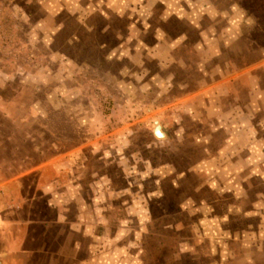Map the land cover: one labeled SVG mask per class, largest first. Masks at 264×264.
<instances>
[{
    "label": "rangeland",
    "instance_id": "rangeland-1",
    "mask_svg": "<svg viewBox=\"0 0 264 264\" xmlns=\"http://www.w3.org/2000/svg\"><path fill=\"white\" fill-rule=\"evenodd\" d=\"M263 62L264 0H0V187L25 176L8 217L48 211L33 189L60 176L69 220L85 224L69 231V260L28 243L39 251L20 264H264V247L205 225L214 192L193 168L207 125L177 108Z\"/></svg>",
    "mask_w": 264,
    "mask_h": 264
},
{
    "label": "crops",
    "instance_id": "crops-1",
    "mask_svg": "<svg viewBox=\"0 0 264 264\" xmlns=\"http://www.w3.org/2000/svg\"><path fill=\"white\" fill-rule=\"evenodd\" d=\"M261 67H264V62L244 68L242 72L239 70L236 77L226 75L208 80L204 87L189 97L181 98L177 107L187 111L192 120L207 125L206 157L193 168L205 170V183L214 192L213 199L206 202L205 225L212 231L219 227L223 238L231 236L241 246H251L256 250L264 247V84L256 73ZM233 82L237 83L235 91L231 89ZM242 90L247 91L248 100L242 98ZM230 95L234 100L228 103ZM195 97L197 99L193 100ZM217 132L222 133V138L210 146ZM79 152V149L70 152L69 159L65 161L52 160L53 168L60 170L68 166L75 157L79 158ZM23 177L21 174L3 177L0 195V244L3 250L0 256L6 264H20L26 255L36 252L37 247H27L28 243H35L45 247H40V251L45 250L50 260L53 256L56 261L69 260V231L71 228L80 231V227L83 231L85 227L83 221L76 220L72 224L69 220V206L65 203V197L70 194L69 184L64 183L60 176H51L47 182L33 189L34 193L40 192L47 198L46 214L34 210L36 217L9 218L11 213L20 214L16 209L24 205L22 201L9 198L13 191L22 190ZM219 207L221 214L216 213ZM234 221H238L237 228L232 225ZM55 240L57 247L50 248ZM231 243L228 242L227 246ZM78 244L74 242V245ZM229 246L223 250L225 253L233 250Z\"/></svg>",
    "mask_w": 264,
    "mask_h": 264
},
{
    "label": "water",
    "instance_id": "water-1",
    "mask_svg": "<svg viewBox=\"0 0 264 264\" xmlns=\"http://www.w3.org/2000/svg\"><path fill=\"white\" fill-rule=\"evenodd\" d=\"M155 128H154V132L157 136L159 137H165L164 132L161 130L160 124L158 121H155Z\"/></svg>",
    "mask_w": 264,
    "mask_h": 264
},
{
    "label": "built area",
    "instance_id": "built-area-1",
    "mask_svg": "<svg viewBox=\"0 0 264 264\" xmlns=\"http://www.w3.org/2000/svg\"><path fill=\"white\" fill-rule=\"evenodd\" d=\"M2 194V188L0 187V195Z\"/></svg>",
    "mask_w": 264,
    "mask_h": 264
},
{
    "label": "trees",
    "instance_id": "trees-1",
    "mask_svg": "<svg viewBox=\"0 0 264 264\" xmlns=\"http://www.w3.org/2000/svg\"><path fill=\"white\" fill-rule=\"evenodd\" d=\"M255 21H257V20H255Z\"/></svg>",
    "mask_w": 264,
    "mask_h": 264
}]
</instances>
